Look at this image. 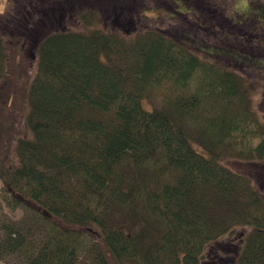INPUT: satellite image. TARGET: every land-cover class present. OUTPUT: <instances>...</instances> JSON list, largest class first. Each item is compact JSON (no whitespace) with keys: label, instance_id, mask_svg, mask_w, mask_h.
I'll return each mask as SVG.
<instances>
[{"label":"trees","instance_id":"trees-1","mask_svg":"<svg viewBox=\"0 0 264 264\" xmlns=\"http://www.w3.org/2000/svg\"><path fill=\"white\" fill-rule=\"evenodd\" d=\"M12 2L0 16V91L11 46L35 58L31 135L0 165L7 206L24 215L0 231V258L264 264V123L236 70L264 69V5L261 23H237L188 1L167 15L177 34L163 22L112 30L102 7L124 0ZM232 153L253 170L226 166ZM228 239L236 254L223 263L215 245Z\"/></svg>","mask_w":264,"mask_h":264},{"label":"rangeland","instance_id":"rangeland-1","mask_svg":"<svg viewBox=\"0 0 264 264\" xmlns=\"http://www.w3.org/2000/svg\"><path fill=\"white\" fill-rule=\"evenodd\" d=\"M12 1L14 5H18V3L16 2L17 0ZM188 1L195 2L197 0H124V2L120 4L111 3L110 5H104L102 9L105 17L102 16V18L103 21H105L106 18V21L110 22V24L108 25L114 31H126L127 33H131L134 29L144 31V27L147 25H154V23L157 24V22H163L160 27L180 34L184 32L180 31L179 28H176V25H171V21L168 19L167 15L174 12L177 13L178 11L185 12L186 9H189V7L187 8L184 6V4H187ZM201 1L202 4L210 5L211 7L217 9V11L220 10L223 14L228 16L229 19L235 20V22L237 23H240L242 20H244V18H249L252 21H254L253 18H257V20L259 21V18L261 17L256 15L261 12V6L264 5L262 0ZM9 4V0H0V16L8 11V8H10ZM177 4L180 7L177 6ZM29 7L30 6L27 7V5L25 4L23 12ZM134 17L137 18L135 21L133 20ZM212 17H215L214 19H217L219 16L213 15ZM212 17H210V20H214ZM195 18L196 17L191 18V21H193ZM165 19L167 21H164ZM186 20L189 21L188 17L186 18ZM186 20L185 18H183V21L186 22ZM220 21L222 20L218 18L219 24ZM204 38L205 37H203V39ZM183 40L185 39L183 38ZM200 43L201 42L195 43L187 40V46L191 49L199 48ZM10 50L8 70L9 74L2 83V90L0 91V165L5 164L6 167H8L10 159L12 157H15L16 155L15 147L18 141L21 138H28L31 135L30 130L28 129L26 124V115L27 111L29 110L27 89L28 80L32 73V59L35 58L32 53L33 48L24 49V56L22 60L16 58V46H11ZM210 60L212 61V59ZM217 61L220 60L217 59ZM252 68L255 70L254 66H252ZM258 69H261L260 72L248 69V72L251 75L250 77L246 75L247 78L243 73H241L239 69L236 70L243 75L246 81L248 80L249 83H251V93L254 108L259 119L262 123H264V69ZM253 74L255 76L252 77ZM156 104L157 102H154L155 106H157ZM234 148L235 147H233V149ZM235 157L236 156H234L233 153L232 155H226L223 159V163L231 169L243 173H248L253 170L252 166H247L246 164H244L245 162H238L236 159H234ZM258 167L259 169L261 167L260 171L263 173V175H260L259 177H264V162L260 163ZM6 197L7 195L4 192L3 181L0 180V231H2L3 226H14V224H16V220H20L24 215V210L22 208L18 209L15 213L12 212V209L7 206V203L5 201ZM61 223L63 225H66L63 222ZM237 239L239 240L240 236ZM237 239H228L221 245H215L218 250L221 249L228 255V258H224V260H221L223 263L231 262L232 256L236 254ZM212 260H210V263H213ZM0 264H20V261L17 259V257L6 254L4 256H1Z\"/></svg>","mask_w":264,"mask_h":264}]
</instances>
